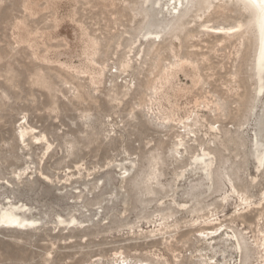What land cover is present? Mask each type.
I'll list each match as a JSON object with an SVG mask.
<instances>
[{
    "label": "rangeland",
    "instance_id": "1",
    "mask_svg": "<svg viewBox=\"0 0 264 264\" xmlns=\"http://www.w3.org/2000/svg\"><path fill=\"white\" fill-rule=\"evenodd\" d=\"M156 1L0 0V208L31 222L0 225V264H260L264 206L228 182L264 191L251 16Z\"/></svg>",
    "mask_w": 264,
    "mask_h": 264
},
{
    "label": "bare ground",
    "instance_id": "2",
    "mask_svg": "<svg viewBox=\"0 0 264 264\" xmlns=\"http://www.w3.org/2000/svg\"><path fill=\"white\" fill-rule=\"evenodd\" d=\"M155 1V0H154ZM240 2L249 12L251 19H252V25H253V30H254V36H255V49H254V56H253V74L255 77V94H259V92L262 89V81L260 74L262 70L264 69V0H237ZM164 2L163 9H168L170 6L173 4L172 12H176L178 8L187 2V0H159L156 1V5ZM155 6V5H154ZM163 10V12H164ZM239 25L236 24L233 27H230V29H234L238 27ZM177 65L174 64L172 68H176ZM167 72V71H165ZM172 73H168L167 76H172ZM25 133V132H24ZM263 154L264 152L262 151V148H259L256 150V160H257V166L258 168L262 166L263 163ZM209 153L200 150L198 154L194 155L192 160L193 161H202L205 157H208ZM151 171L147 175V181H155L156 179V172H157V163L155 158H152L151 162ZM230 187H231V192L233 194H236L239 198L240 201V206H243V208L239 207L240 210L248 209L250 210L252 206L256 207H263L264 206V191L261 192L259 196V202H253L252 198L245 194L244 192H239L237 191L231 184V182L228 180ZM228 192V191H227ZM230 196V193H224L221 196V203L226 202L227 198ZM238 211V210H236ZM210 212V211H209ZM212 215L211 217H213ZM259 216V215H258ZM257 216V217H258ZM261 216V215H260ZM259 218V217H258ZM258 218L255 220L258 222ZM207 225H212V222H214L213 219L209 220L206 219ZM258 220V221H257ZM31 222L28 219L22 218L19 216L17 213L14 212L13 207H2L0 208V225L4 226H9V227H14V226H25L30 224ZM223 224V223H222ZM220 225V224H219ZM224 226V224H223ZM223 226H215L212 228H206V231H201L202 235H206L207 238L213 239L216 237L218 233L221 232L222 234V227ZM239 232V231H238ZM220 235V234H219ZM218 236V235H217ZM227 237H230V239L233 240L234 244V249L236 251L237 257L241 258L242 253H243V247H242V242L238 238L237 233L232 230L230 234H226ZM242 237V236H241ZM254 245L258 249V261L260 264H264V225L262 228H260L257 231V236L254 239ZM245 253V252H244ZM209 258V257H208ZM210 260L214 259V256L209 258ZM208 259V260H209ZM121 262L123 263L124 260L122 259ZM211 262V261H210Z\"/></svg>",
    "mask_w": 264,
    "mask_h": 264
},
{
    "label": "water",
    "instance_id": "3",
    "mask_svg": "<svg viewBox=\"0 0 264 264\" xmlns=\"http://www.w3.org/2000/svg\"><path fill=\"white\" fill-rule=\"evenodd\" d=\"M262 87H263V85H262Z\"/></svg>",
    "mask_w": 264,
    "mask_h": 264
}]
</instances>
